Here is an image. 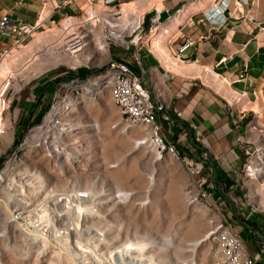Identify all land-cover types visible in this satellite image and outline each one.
I'll return each mask as SVG.
<instances>
[{
  "label": "rangeland",
  "instance_id": "rangeland-1",
  "mask_svg": "<svg viewBox=\"0 0 264 264\" xmlns=\"http://www.w3.org/2000/svg\"><path fill=\"white\" fill-rule=\"evenodd\" d=\"M42 35L34 33L24 43L13 47L3 61L10 69L0 71V84L4 79L17 88L36 77L42 69L29 70L25 62L32 46ZM155 37L152 44L156 42ZM158 39L162 43L161 37ZM50 71L58 73L56 87L59 86L60 92L68 95L67 87L58 84L60 80L67 82L64 70ZM81 74L85 89H73V96L78 102L63 115V121H68L73 127L68 139L72 142L71 152L76 158L60 160L37 145L21 151L26 142L17 150V161H21L17 169H25L36 175L33 195L36 202L30 212L33 213L34 208L46 202L53 205L49 200L57 194H61L63 199L66 195L73 198L83 213L81 220L84 231L90 228L104 234L101 239H95V245L103 256L101 264H114L111 262L112 255L133 249L142 251L151 264H215L216 256L209 252V243L204 241L208 218L219 212L230 217L238 227L233 211L225 202L224 196H229L225 185H221L219 190L214 188L208 199L199 197L200 201L190 202L189 196L196 194V190L181 157H175L168 150L158 152L152 144L141 145L139 128L124 130L116 127L118 109L107 90L99 91L94 85L96 72L91 74V70H87L81 71ZM85 91L99 92L90 99ZM7 110L9 119L10 106ZM40 120L41 117L35 124L40 126L43 122L40 123ZM10 124L11 130L7 124L5 128L10 130L12 136L14 129ZM38 125L31 135L38 133ZM2 137L0 135V168L10 152L18 146L17 141L5 143ZM179 152L182 151L179 149ZM4 174L6 183L1 182L4 175L0 176V197L6 201L0 203V264H75L71 256L53 242L51 234H48L47 240L43 237L45 232L42 235L32 232L26 235L28 229L22 225V230L9 225L7 205L14 187L12 185L9 190L10 175ZM239 189L240 192L244 191V187ZM80 192L85 193L87 198L79 199ZM75 202L69 203L73 208H65L74 210V205L77 206ZM253 206L255 209L249 207L250 211H258V204L254 203ZM75 210L70 213L73 214ZM236 216L242 221L245 219L242 213L237 212ZM63 217L66 218L62 222L68 223L67 216ZM74 223H71L73 227ZM85 233L93 236V232ZM115 258L112 259L116 263ZM142 264L147 262L143 261Z\"/></svg>",
  "mask_w": 264,
  "mask_h": 264
},
{
  "label": "built area",
  "instance_id": "built-area-1",
  "mask_svg": "<svg viewBox=\"0 0 264 264\" xmlns=\"http://www.w3.org/2000/svg\"><path fill=\"white\" fill-rule=\"evenodd\" d=\"M155 1L86 0L77 12L69 13L64 10L73 0H59L55 11H64L59 17L49 15L42 21L33 23L15 21L4 14L0 17V35L6 31H11L14 35L13 43L8 47H0V62L8 57L14 46L21 45L34 33L43 34L33 48L29 49L30 54L25 62L29 70L42 69L33 79L49 70L63 69L65 75L68 74L64 75L68 77L67 82L60 80L58 84L67 87L69 83L83 81L81 71L91 70V74L96 72L94 85L100 90H107L118 109L119 119L116 123L124 130L131 127L141 129L139 140L143 144L150 143L158 152L168 150L175 157H181L196 190V194L189 196V201L196 202L200 201L199 197L210 198L215 188L212 182L213 168L204 158H207V153L202 152L204 157L201 156L197 147L180 153L175 141L167 139L162 133L163 121L170 118L164 106L167 95L165 79L157 77V67L146 64L142 56V51L146 50L156 58L159 66L170 73L171 70L164 67L159 55L153 50L152 39L158 35L166 46L171 30L169 23L174 16L162 18V10L154 6ZM243 1L220 0L209 16L210 25L225 24L231 18L250 19L247 16L249 10L244 12L242 9ZM248 2L251 6L258 5V0ZM257 25L262 26L259 22ZM195 42L191 37L184 38L178 51H184ZM171 55L175 58L174 54ZM239 74L242 77V72ZM31 80L16 88L11 83L6 87L8 81L3 79L0 84V110H4V105L8 109L15 93ZM58 87L55 83L40 123L46 114L55 110L68 97ZM73 93L72 90L71 94ZM241 96H237L235 100L239 101ZM176 116L187 120L179 111H176ZM37 125H30L24 130L17 148L10 152L0 168V175L7 171L6 174L10 175L9 190L12 185L14 187L11 201L7 205L8 217L19 222L25 229L31 227L29 217L35 201L34 184L37 181L33 172L17 169L21 161H17L16 153ZM188 125L193 131V141L200 142L201 132L195 124L189 122ZM236 126L239 124L236 123ZM262 128L258 114L253 111L252 118L244 124V131L238 132L235 138L243 158L238 184L239 187H244L241 197L250 209L255 208L248 200L247 183L261 180L258 184L262 189L264 187V137L260 140L252 137L256 133H263ZM5 179L4 174V179L1 180L3 184L6 183ZM256 209L264 210L258 206ZM204 241L209 243V252L216 256L215 264H264L263 249L249 253L245 241L230 219L219 212L208 218Z\"/></svg>",
  "mask_w": 264,
  "mask_h": 264
},
{
  "label": "crops",
  "instance_id": "crops-1",
  "mask_svg": "<svg viewBox=\"0 0 264 264\" xmlns=\"http://www.w3.org/2000/svg\"><path fill=\"white\" fill-rule=\"evenodd\" d=\"M58 1L0 0V17L6 14L23 23L39 22L49 15L57 18L64 11L75 13L86 0H73L62 12L55 11ZM219 1L156 0L154 6L162 10V18L174 16L169 23L171 30L166 47L158 36L152 44L170 73L146 50L142 51V56L146 64L157 67L156 76L165 79L164 106L170 118L163 121L164 136L175 141L182 152L197 147L201 156L202 152L207 153V158L203 157L213 168V185L217 190L225 185L229 196H223L239 228L227 217L242 236L249 253L263 249L264 262V210L250 211L241 197L237 184L243 158L235 141L237 133H242L244 124L252 118L253 111L262 122L263 133L252 137L254 140L264 137V0H258L256 6H251L248 0L243 1L242 9L244 12L249 10L247 16L250 19L231 18L225 24L210 25L209 16ZM13 35L11 31L1 34L0 47L13 43ZM186 37L196 42L179 52L178 46ZM57 75L56 71H50L27 82L15 93L9 119L6 113V124L11 130V122L14 129L10 141L18 143L24 130L35 124L46 110ZM239 95L242 96L236 101ZM176 111L184 114L187 120L177 117ZM189 122L201 132L198 143L193 141ZM260 181L247 183L248 193L253 204L264 208V187L259 186ZM237 212L242 213L244 221L236 216Z\"/></svg>",
  "mask_w": 264,
  "mask_h": 264
},
{
  "label": "bare ground",
  "instance_id": "bare-ground-1",
  "mask_svg": "<svg viewBox=\"0 0 264 264\" xmlns=\"http://www.w3.org/2000/svg\"><path fill=\"white\" fill-rule=\"evenodd\" d=\"M6 69H10L6 65V62H0V71ZM9 83L10 82H7L6 87L9 85ZM85 86L86 84L82 81L76 83L74 82L69 83L67 85V89L69 93H71L74 88L82 87L85 89ZM98 90L100 91V88ZM98 92L94 93L85 91L90 99L95 98V95ZM77 102V98H75L73 94H68V97L64 101L59 103L55 110L45 115L43 122L40 124V126L38 125V133H36V135L29 134V136L25 140L26 143L20 148V150L25 151L28 146L37 145L45 148L50 153V155L54 156L57 159L66 160L71 157L76 158L71 152L72 142L68 139V134L70 133V131H72L73 127L68 121H63V115L64 113H66V111L71 110L77 104ZM1 106L2 103L0 101V109ZM7 111L8 110L6 109L5 105L4 110H0V135L3 136L2 141L5 143H9L11 137L9 131L5 128V114ZM115 126L120 127V125L117 123L115 124ZM140 144L148 145L150 143L143 144L140 141ZM2 174L3 173H1V175ZM78 195L79 199L87 198L86 194L83 192L78 193ZM62 196L64 195L62 194ZM66 196H64V199L65 201L68 200V203H65L64 199L61 197V194H57L53 197L52 200L48 199L49 202H53V205L47 204L48 202H46V204L44 203L45 205L38 206L36 207V209L34 208V212H31V215L29 217V222L32 221L30 223L31 227H28V232L25 234L28 235L30 234V232H32L37 235H42V233L45 232L46 236L44 234L43 237H46L45 239L47 240L49 239L48 234H51L53 242L56 243L57 246L59 245V248H61V250L70 255L75 264H101L103 256L99 248L95 245V239H101L104 234L102 232L99 233L98 231L89 228L86 231L90 233L93 232L91 234L93 236L89 237V233V236L86 235V231H84L83 229L84 226L81 220V216L83 213L79 209V205L73 200V198L68 195ZM71 202H75L77 204V206L74 205L76 210L74 209L75 212H73V214H71L70 211L74 210L65 208V206L67 208H73V206L69 204ZM0 203L4 204L6 203V201L0 197ZM64 215L67 216V219L69 221L68 223L62 222V220L66 218L63 217ZM74 220L76 221L75 223L73 222ZM0 222H2V216H0ZM71 223H74L73 225L75 227H73ZM9 225L18 226L19 228H21V224L19 222L12 221L10 218ZM117 253H119L120 255L116 256ZM112 258H115L117 264H142L143 261H146L147 264H151V260L149 261V258H145V255L142 253V251L138 249H133L129 252H116L111 256V262L116 264Z\"/></svg>",
  "mask_w": 264,
  "mask_h": 264
},
{
  "label": "trees",
  "instance_id": "trees-1",
  "mask_svg": "<svg viewBox=\"0 0 264 264\" xmlns=\"http://www.w3.org/2000/svg\"><path fill=\"white\" fill-rule=\"evenodd\" d=\"M65 76H68V74H66Z\"/></svg>",
  "mask_w": 264,
  "mask_h": 264
}]
</instances>
